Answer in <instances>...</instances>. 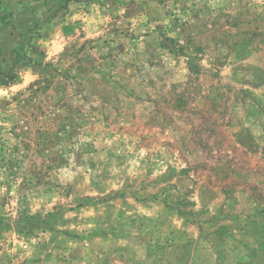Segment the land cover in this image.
<instances>
[{
	"label": "rangeland",
	"instance_id": "1",
	"mask_svg": "<svg viewBox=\"0 0 264 264\" xmlns=\"http://www.w3.org/2000/svg\"><path fill=\"white\" fill-rule=\"evenodd\" d=\"M0 264H264V0H0Z\"/></svg>",
	"mask_w": 264,
	"mask_h": 264
}]
</instances>
